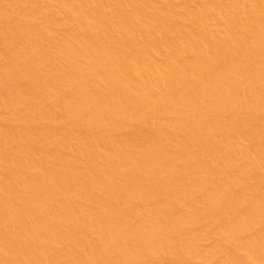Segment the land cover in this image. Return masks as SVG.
Listing matches in <instances>:
<instances>
[{
  "label": "bare ground",
  "instance_id": "bare-ground-1",
  "mask_svg": "<svg viewBox=\"0 0 264 264\" xmlns=\"http://www.w3.org/2000/svg\"><path fill=\"white\" fill-rule=\"evenodd\" d=\"M0 264H264V0H0Z\"/></svg>",
  "mask_w": 264,
  "mask_h": 264
}]
</instances>
